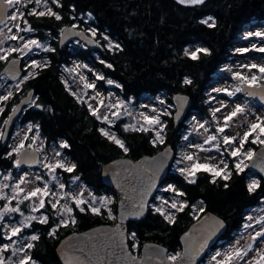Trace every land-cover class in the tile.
<instances>
[{
  "label": "trees",
  "instance_id": "trees-1",
  "mask_svg": "<svg viewBox=\"0 0 264 264\" xmlns=\"http://www.w3.org/2000/svg\"><path fill=\"white\" fill-rule=\"evenodd\" d=\"M60 2L62 7L53 5V10L62 16L60 21L26 15V19L35 29L33 35L44 43L49 42L55 51H41L38 54L47 61V67L35 69L38 75L21 84L20 92L4 102L5 109L0 123L2 125L13 105L27 92L35 90L38 98L35 104L41 107L33 104L23 114L21 122L38 125V130L45 139V147L51 151L58 150L53 148L54 145L62 149L60 144L66 141L69 147L62 150L71 157L77 168L73 173L63 171L65 179L79 176V180L92 187L97 196L114 194L102 180L103 167L110 161L123 157L139 160L143 156L154 155L168 145H172L176 151L189 126L183 121L172 134L176 112L173 107L174 95L183 94L192 100L189 114L195 112L208 116L210 86L216 82L221 68L235 60L237 55L243 57V54L235 51L238 41L248 30L264 29V0H204L203 4L197 5L180 4L177 0ZM31 6L32 4L28 5L26 9ZM209 16L215 20L214 27L200 23ZM74 24L90 35V29H96L94 38L101 46L95 50L88 49L80 42L61 46V30ZM104 36L109 39L105 40ZM110 41L113 44L118 43L123 50H110ZM197 47L208 48L211 55L200 54V59L196 61L184 55L185 49L194 51ZM74 58L84 63H94L105 77L101 81L111 79L121 85L116 88L121 96L136 102L135 104L146 97L162 98L165 103H169L171 113L163 116L166 123L165 141L153 145L151 141L155 137L154 131H125L124 119L115 125H109L92 116L88 110L89 103H84L85 100L82 99L78 102L77 96L72 95L73 92L62 77L64 69ZM101 60L105 63H101ZM107 64L112 67L108 68ZM185 78L192 80V84H184ZM212 122L214 120H211V124ZM102 127L114 131L125 141L129 151L124 153L102 136L99 132ZM7 150L8 147H3L0 140V156L3 157ZM15 157L13 154L0 159V176L9 172L7 170H16ZM233 165L234 160L231 159L229 167L232 168ZM250 176V171L246 169L240 174L233 172L228 181L217 178V182L213 184L210 182L211 174L200 171L197 173L196 183L191 184L180 172L171 169L163 187L175 185L178 191L186 193L182 198L189 205H202L205 211L198 213L199 217L208 211L220 216L228 225L226 234L220 240L225 244L226 241H234L238 232L244 228L247 222L246 213L264 203V177L258 178L260 187L249 192ZM225 183L229 185L227 188L224 187ZM169 193L172 192H168L171 195ZM155 201L150 205L144 220L129 223L130 233L136 234L135 240L130 239L131 248L136 250V247H132L136 241L139 253L142 245L149 241L167 247L170 255L181 253L180 237L197 219L193 218L189 208L175 213L176 222L169 223L153 210ZM70 207L74 209L72 215L76 218V224L63 228V232L57 237H41L31 253L32 258L43 264H62L57 254V246L64 237L116 222V219L108 218L104 209L101 210L102 214L96 215L90 211L81 213L75 205ZM46 208L49 209L47 213L54 218L59 217L49 204ZM113 208L117 210V202L113 204Z\"/></svg>",
  "mask_w": 264,
  "mask_h": 264
},
{
  "label": "snow or ice",
  "instance_id": "snow-or-ice-1",
  "mask_svg": "<svg viewBox=\"0 0 264 264\" xmlns=\"http://www.w3.org/2000/svg\"><path fill=\"white\" fill-rule=\"evenodd\" d=\"M177 2L180 4L197 5L203 4L204 0H177ZM30 3H34L35 7L28 10L27 13L21 10L22 8H26L27 5ZM51 4L55 5L57 8L62 7L60 0H51ZM74 10L75 9L73 8V11ZM26 15L35 16L37 18L49 17L54 18L57 21H60L62 19L61 14L57 11H54L53 8L49 5V0H0V61L8 60L9 56H11L13 53L26 55L27 53L32 51L33 47L43 48L44 51H55L54 48L45 47L43 44H41L38 39H26L25 36L20 35V33L22 32L32 33L35 31V29L29 23L28 19H26ZM88 15L91 16L90 13ZM73 19H75V17H73ZM209 21H211V23H209ZM200 23L206 24L208 27L215 26V20L211 16H209L207 19L201 20ZM21 24H23L24 27H21ZM72 27L75 28L77 27V25L74 24ZM13 29H15V33L13 32ZM90 31L92 33V36L94 37L96 35V29L93 28L90 29ZM61 33L64 34L63 29L61 30ZM76 34L78 35L79 33ZM253 36L264 40V31L248 32L244 39H249ZM104 39L108 40L109 38L107 36H104ZM6 41H22L23 43L22 46H12L5 48L3 47V45ZM108 47L110 50L113 48L119 49L121 51L123 50L118 43L113 44L111 41L109 42ZM235 51L241 54L250 51L264 53V45L257 46V44L254 43L251 45V48H237L235 49ZM200 54L211 55V52L208 48L204 47H197L194 51H189L188 49H185L184 51V55L189 57L193 61L199 60ZM100 62L105 63L103 60H101ZM12 65L13 68H15L16 60H12ZM106 66L108 68L112 67L111 64H107ZM43 67H47V61L41 64L37 60H32L31 63L28 65V68L32 71H29L28 74L20 80V82L16 85V89H19L20 84H23L28 79L35 78V76L38 75V72H36L35 69ZM241 67L246 68L252 74L249 76L242 74V72L240 71L233 72L232 79L238 82L233 89L229 90V88H214L212 89V91L216 93H224L228 97H235L237 93H244L247 97H258L261 102H264V63L245 64L241 65ZM253 69H255L256 72L253 73ZM227 70L231 71V68H228ZM13 78H15V76H13ZM80 79L82 81H85L86 78L81 76ZM96 80H105V77L103 75H97ZM183 82L186 85L192 84V80L188 78H185ZM107 83L111 85L115 82L111 79H108ZM95 87V83H84L85 89ZM116 87H121V85L116 84ZM29 95L31 96V93H29ZM72 95L76 96V93L73 92ZM96 95L99 96L100 93L97 92ZM12 96L13 92L8 91L6 95H0V102L8 101ZM81 99V97H77L78 102L81 101ZM92 99H95V97H92ZM211 99H215V97H212ZM83 102L87 103V101ZM31 103L35 104V100H33ZM98 103L100 105H103V100L99 101ZM159 103L163 105L165 104V101L159 100ZM35 106L41 107V105L39 104H35ZM106 107L109 109L116 110L111 113L114 120H119L121 118V109H123L124 114L131 115V113H129L127 110L126 102L123 100H117L116 103H110ZM225 107H227V104L221 101L220 107L212 110L213 120H217L216 113L220 112L221 109ZM17 110V108L12 109L13 112H16ZM88 110L92 116L96 117L97 120L106 122L109 125H112L114 123V120H110L108 115L101 116L99 114L98 107H93V105L89 104ZM3 111V107H0V113H2ZM150 111L153 113L152 115L140 113L139 115L142 118V122H138V124H126L124 125V130L141 132L155 131V137L154 139H152L151 143L153 145H156L157 143H163V132L165 124L161 121L160 117L162 115H170V113L164 110H158L155 107L151 108ZM248 111L249 106L247 103H236L232 111L228 112L223 117L222 126L217 123L215 132L207 135L204 139L203 144L197 143L188 145V147L197 149L198 152H211L213 149H215V151L221 157H223L225 153H227L228 156L235 159L234 165L232 166V168H230L227 160L223 158H221L217 164H211L209 162L201 163L198 154L183 153L181 159L176 161L177 165L185 162H190V164L185 167H178L176 170L180 172L182 176H184L188 183L195 184L197 173L200 171L210 173L212 177L210 182L213 184L217 182V178L222 179L224 181H228L231 179L233 172H235L236 174H240L243 173L245 169L249 167V163H246V161L252 162L255 160L257 156L256 151L252 147H246V145L251 144L264 146V116L256 115L253 113L254 120L251 122L245 121L247 130L244 131L242 135H240L239 133L235 135H228L226 133V130L231 126V123L233 122L234 118L240 115H246ZM179 115L180 114L178 112L177 117H179ZM11 119L12 117L9 116L8 120H5L4 123L7 124ZM193 119H195V117H193ZM197 123V131H199V129H203L204 132L209 131V129L205 127V125L209 123L207 120H205L204 123ZM36 127L38 129V125ZM32 129L33 125L29 124L28 131L31 132ZM99 132L109 142L120 148L124 153H127L129 151V148L126 146L125 141L120 139L114 131L102 127L99 129ZM4 136L5 134L3 132H0V140H3ZM28 139V135L25 134L20 143L17 144L12 149V151L8 153V156H12L14 153L17 157L23 158L16 159L15 165L17 168H19L22 163H27L29 162V160H35V157L31 153H29L28 149H31L32 153L41 151L40 147H33V145L36 143V140L38 139V133L37 135L31 137L32 143L28 144L26 147L24 141H27ZM183 139L188 140V136L185 135ZM204 145H211V147L205 148ZM222 146L223 151L221 150ZM60 147L62 149H66L69 147V144L64 141L61 142ZM167 155L168 153L165 152L160 161L154 162V170H145L146 172H150V175L147 176L146 181H144L142 178L143 189L140 192V200L138 204L135 205L137 211L126 213L122 212L121 224L117 225V229H122V222L129 215L135 217L143 215L147 203L146 197L151 193L152 189L155 187L156 180L159 177V173L162 172L164 169V162L167 158ZM55 156L60 157L61 153L56 152ZM214 158L215 157H212V159ZM251 166H259L262 170H264V153L261 154V160L259 165L252 163ZM43 167L48 170V175L51 177V180H45L44 176L39 174L34 177V181L43 182V187L36 186L29 191H25V188L22 186L34 182L28 179L29 173H24L20 175L16 183L11 185V196H8L4 193V189L8 188L9 185L0 184V200L7 201V203L0 207V233H3V230H7L6 233H3V238L11 242L0 244V264H36L32 256L26 254V250L30 251L35 247L34 243H22L21 246L17 248L14 247L17 241L13 240V237H19L25 228L30 227V221L38 220V222L41 224H48L49 216H25L24 220L19 221L18 223L13 225L3 223V221L5 220V216L11 213H19L21 216H24V213L21 211L20 205L23 204L25 201L32 202L34 199L38 200V203H29L28 205V207L31 208L32 212H37L40 209H44L46 207V197L52 196L56 198L55 202H53L51 199L47 201V204L51 206V209L57 214V216L60 217L59 222L55 226L51 227V230L48 233L49 236L53 237L56 235L60 227L74 226L77 222L75 217L72 215L74 211L73 207H70L67 203L60 204L61 200L71 199L75 207L79 209L81 213L90 211L93 214L100 215L102 214L101 210L104 209L106 210L109 219H116V217L113 215L112 208L109 207V205L114 203V201L110 200L109 198H97L92 193H89L91 199L86 200L84 199L83 191L76 195H71L70 193L63 191L65 189V184L59 182V179L55 174L56 170L62 169L64 172L73 173L77 168V165L75 163L68 164L65 163L62 159H57L54 163L44 164ZM4 179H12L11 174L5 176ZM77 180H79V176L73 177V183ZM52 181H56V187L58 189L57 191H52V188L50 187ZM228 186L229 185L227 183L224 184L225 188H227ZM259 187L260 182L258 180H253L251 183L248 184V191L254 192ZM163 191H170L174 193V197L171 199V201L163 200L161 198L162 205L154 206L153 210L162 215L164 219L167 220L169 223H175V213L184 212L185 209L190 208L191 214H193V218L197 220H199V216L197 215V213H203L205 211L204 207L197 208L195 205H189L187 200H177L175 197H184L186 196V193L183 191H178L176 187L172 184L167 185V187H165ZM22 194L23 198L21 199L20 197ZM13 200H16V205L10 206ZM83 205H86V207H84ZM164 205H167L169 209L175 211L166 212ZM121 207H123V203L121 204ZM65 214H67V218H64ZM207 219L208 218H206V220ZM247 219L251 221L253 217L249 216L247 217ZM213 223L215 226L211 229L204 230V234L202 235L200 242L195 245L191 253L186 250L184 253L177 252L175 254L168 255L166 259L170 262V264H193L195 255L202 252L208 246V242L211 237L215 234V232L220 227H223L222 221L217 220ZM256 223L264 225V217H261L260 219L256 220ZM252 226L253 225L251 223H248L244 225V228L248 229ZM195 227L196 226H194V228ZM185 235L189 236L190 233H186ZM120 236L121 238L118 241L112 239L110 247L120 248L121 251H124L125 245L122 232L120 233ZM130 236L132 240H135V232L130 233ZM261 238H264V227H261L260 230L256 231L255 234L250 237V242L247 243L245 247H240L239 240H237L230 250L226 252L217 251L214 255L211 256L210 264H241V262H244V264H264V239ZM23 239L27 241H38L40 239V236L34 234L31 236H25ZM257 240H260L259 247L255 246V242ZM132 247L135 248L136 244L133 243ZM9 250H11V256L5 257L3 253ZM79 251L81 253H84L85 250L81 248L79 249ZM253 251L254 255L252 256V258L245 260V258L248 257L249 253ZM17 254L22 255H20L18 261L14 262L12 260V257L17 256ZM125 255L129 260L137 259L136 257L131 256L127 252L125 253ZM67 264H91V261L90 259H82L80 256H75L73 258H69Z\"/></svg>",
  "mask_w": 264,
  "mask_h": 264
},
{
  "label": "rangeland",
  "instance_id": "rangeland-1",
  "mask_svg": "<svg viewBox=\"0 0 264 264\" xmlns=\"http://www.w3.org/2000/svg\"><path fill=\"white\" fill-rule=\"evenodd\" d=\"M30 4H32L30 9L35 7L34 3H30ZM30 4H28V5H30ZM49 5L53 8V5L51 4V0H49ZM26 8H22L21 10L24 11L25 13H27V11L30 9L27 10ZM21 27H24V25L21 24ZM256 31H264V29L248 30L247 32H245L243 34V36L241 37V39L238 41L237 48H243V47L251 48V45L254 43L257 44V46L264 45V40H261L258 37L253 36V37H250L249 39H244V37L246 36V34L248 32H256ZM13 32L15 33V29H13ZM20 35L25 36L26 39H38L35 35H33V32L32 33H23L22 32V33H20ZM38 40L45 47H51L49 42L44 43L42 40H40V39H38ZM76 42L77 41H73L72 43L77 44ZM22 43H23L22 41H6L3 45V47L6 48V47H12V46H22ZM192 50H194V49H192ZM41 51H44L43 48L33 47L32 51L27 53L26 55H21L19 53H13L11 55V56H19L22 58H26L25 62H22L23 76L27 75L29 71H32L31 69L28 68V65L31 63L32 60H37L40 63L42 62L40 57H39ZM15 54H17V55H15ZM238 54H241V53H238ZM11 56H9V58ZM9 58H8V60H9ZM8 60L0 61V65L3 64L2 68L5 67ZM251 63H256V64L264 63V53H260V52H256V51H250L247 53H243V57H242V55H237L235 60H233L228 65H225L223 68H221L220 72L216 76V82L214 83L213 86L212 85L210 86L209 91H208V94H210L208 96V98L210 100V106L208 107V112L211 111V113H212L213 109L220 107L221 101L225 102L227 104V107L222 108L220 112L216 113L217 120H214L215 122L214 123L212 122L213 124L208 123L207 125H205V127H207L209 129L208 132H204L203 129H199V131H197V128H198L197 122L204 123L205 120H207L208 122H211V120H212L211 117H209L210 120H208V118L205 117L204 115H202L201 113H193L191 115L192 116L191 120L188 123L189 127L187 128V130L185 131V134H184V136L185 135L188 136V140L183 139L184 141L179 143V150L181 151V156L183 153H192V154H198L199 155L201 163L209 162L211 164H217L221 158L227 160V162L229 164L231 163V159H233L234 163H235L234 158L230 157V159H228L227 153H225V155L223 157H221L215 151V149H213L211 152H198L197 149L192 148V147H188V145L189 144H197V143L203 144L206 136L215 132V128L217 127V123H219L222 126L223 117L228 112L232 111V109L234 108L236 103H247L249 106V111L246 115H240V116L234 118L233 122L231 123V126L226 130V133L228 135H235L237 133L242 135L243 132L247 130L245 121L251 122L254 120L253 113L256 115L264 116V104L260 103L258 100L254 99V98L247 97L243 93H237V95L235 97H228L224 93H216V92L212 91V89H214V88H229V90L233 89L236 86V84L238 83L237 81L232 79L233 72L240 71V72H242V74L250 76L252 73H250L246 68H242L241 65L251 64ZM85 66H87V67H85ZM228 68H231V71H228L227 70ZM252 72L254 73V72H256V70L253 69ZM97 75H102V74L100 73V71L98 70L96 65H94V63H90V64L87 62L84 63L82 61H79L77 58H74L72 60V64L69 65L68 68L64 69L62 77H63V79H65L70 90L72 92L76 93L77 97H81L82 100L87 101V103L93 105V107H98L99 108V114L101 116L108 115L110 120H114L111 113L113 111H116V110L115 109H109L106 106L110 103H113V104L116 103L117 100L125 101L127 110L129 113H131V115H127V114H124L123 109L120 110L121 111V118L119 120L124 119L125 125L126 124H138V122H142V118L140 117L139 114L145 113L148 115H152L153 113L150 111V109L153 107L157 108L158 110H164V111L171 113V105L169 103H165L163 105H161L159 103V100H163L162 98L159 99V98H149V97L147 98L146 97L144 100H141L140 102L135 104L136 102H134L132 100L125 99L121 96L120 92L116 89L117 83L115 81H114L115 82L114 84L110 85L107 83L108 79L105 82H102L101 80H96ZM81 76L86 78L85 81H82L80 79ZM85 82L95 83L96 87L90 88V89H85L84 88ZM104 86H107V88ZM0 88L2 89V92L0 95H6L8 91H12L13 96L16 95L17 93H19L20 89H21V87H19L18 90L17 89L13 90L14 85L7 83V79L5 77H1ZM97 92L100 93L99 96L96 95ZM92 97H95V99H92ZM212 97H215V99H211ZM101 100H103V105H100L98 103ZM0 107H3V109H5V105L3 102H0ZM173 107H174V104H173ZM1 114L2 113H0V118H1ZM163 116L164 115H162L160 117V119L162 122H164L165 128H166V123H165ZM174 116H175V114H174ZM193 117H195V119H193ZM5 120H6V118H5ZM119 120H114V123L112 125L117 124ZM4 121H2V129H1V123H0V132H4V126H5ZM29 124L33 125L32 123L23 124L21 122V120L18 121V124L16 125V128L14 129V131L12 133V139L8 144L9 151L11 152L12 149L17 144L20 143V141L23 139L25 134H27L29 137V139L27 141H24L25 145L27 146L28 144L32 143L31 137L37 135V133H38V139L36 140V143L33 145V147H40V149H42L44 151V153H45V164L46 163H54L55 160H57V159H62L65 162L66 157H64V156L56 157L55 154L48 151V148H46L43 145L44 138L40 135L37 127H35L33 125L32 131L31 132L28 131V125ZM165 128H164V132H163L164 141H165V137H166ZM106 129H110V128L106 127ZM259 146H261V145H259ZM204 147L208 148V147H211V145H204ZM246 147H252L255 151L258 149L257 147H255V145H251V144L246 145ZM53 148L54 149H60L56 145H54ZM221 150L223 151V146H222ZM212 157H215V158L212 159ZM71 162H72V160H71ZM246 163H249V162L246 161ZM189 164H190V162H185V163L179 164V166L185 167V166H188ZM24 173H29L28 179L30 181H34V177L38 174L43 175L45 180H49V181L51 180V177L49 175H48L49 176V178H48V177H46V174H44L42 172H39L36 170H24V171H20L18 173V175L15 177V181H17L18 177ZM9 174H11V176L13 175L10 172H4L0 176V184H8L9 183V180L4 179V177L9 175ZM250 174H251L250 183L253 180H258V176H256L255 174H253L251 172H250ZM58 179H59V182L64 183V181L61 178H58ZM53 182H55V183H53ZM36 186L43 187V182L34 181V182L28 183L26 185H23L22 187L25 188V191H29L33 187H36ZM50 187L52 188V191L58 190L56 187V181H52L50 184ZM165 187H167V186H165ZM165 187H163V189ZM68 188L66 187V184H65V189L63 191L68 192V193H72V194L74 192V195L83 191L84 199H86V200L91 199V197L89 196V193H91L92 190L82 182H77L75 184V188L73 187V189L70 188L68 190ZM163 189H162L159 197L157 198V200L154 202V206H161L162 205V199L171 201V199L174 197V193H169L171 195H168V192L163 191ZM176 189H177V187H176ZM4 193L8 196L12 195V193H9V191L6 190V188L4 189ZM95 196L97 198L107 197L110 200L114 201V203L117 202L116 196L114 194H103V195H98V196L95 195ZM52 198H53V200L56 199L55 197H52ZM175 198L177 200H184L182 197H175ZM66 203L69 205L70 201H66ZM114 203L110 204L109 207L112 208L113 215L116 217L117 210L115 208H113ZM199 207H202V205L197 206V208H199ZM164 208L166 211L174 212V210L169 209L167 207V205H164ZM255 210L257 213L251 212L250 214H248L249 216L253 217V219L251 221L248 220L247 222H245V224L251 223L253 226L251 228H248V229H245V228L243 229L242 232H244V233H242L241 234L242 237H240V239H238L240 247H245L247 245V243H249L248 237H251L252 235L255 234L256 231L260 230L261 227H264V225L260 226V224L256 223V220L260 219L261 217H264V206H257V207H255ZM64 218H67V215H65ZM261 239H264V238H261ZM235 242H236V240L228 241V242L226 241L225 246H223L221 248L219 246V247L211 250L210 251L211 253L209 254L208 258L205 260V262H203V264H210V260H211L212 255H214L217 251L226 252V251L230 250L232 248V246L235 244ZM135 243H136V241H135ZM255 246L256 247L260 246V240H257L255 242ZM137 250H138V245H136V251ZM26 254L30 255V251L26 250ZM20 255H22V254H17L16 257L20 258ZM253 255H254V251L250 252L248 257L245 258V260L251 259ZM241 264H244V262H241Z\"/></svg>",
  "mask_w": 264,
  "mask_h": 264
},
{
  "label": "water",
  "instance_id": "water-1",
  "mask_svg": "<svg viewBox=\"0 0 264 264\" xmlns=\"http://www.w3.org/2000/svg\"><path fill=\"white\" fill-rule=\"evenodd\" d=\"M63 30L64 34L60 33L59 39L61 46H65L72 41H78L91 50H95L97 47L101 46V44L85 30L78 29L77 27L73 28L70 25L64 27ZM76 33L79 34L77 35ZM12 60H16L15 68H13ZM2 75L6 76L12 83L19 81L23 77L22 59L18 57L11 58L5 65ZM13 76H15V78H13ZM29 93H31V96ZM35 95V90H31L18 104L13 107L18 110L16 112L11 110L9 116H11L12 119L4 126L5 136L2 140V145L4 147L7 146L11 134L24 111L32 105L31 102L35 99ZM254 99L264 104V102H261L258 97H255ZM173 104L176 113L174 116L175 127L172 134H174L186 118L188 112L190 111L192 100L186 95L177 93L174 95ZM178 112L180 114L179 117H177ZM28 151L35 157V160H29L27 163H22L19 168H36L39 165L40 153H32L31 149H28ZM165 152H167L168 155L164 162V169L159 173L155 187L146 197L147 203L143 215H140L139 217L129 215L123 220L122 229H117V225L121 224L122 212L126 213L137 211L135 205L138 204L140 200V192L143 189L142 178L146 181L147 176L150 175V172H146L145 170H154V162L160 161ZM256 153L257 156L255 160L249 162L248 170L259 177H264V170H262L261 167L251 166L252 163L259 165L261 154L264 153V146H260L256 150ZM18 159L23 158L18 157ZM174 159L175 150L172 145H168L154 155H146L141 157L139 160L123 157L114 159L104 165L102 170L103 183L113 191L117 200L116 222L114 224L98 225L81 232L71 233L64 237L59 242L57 247V254L61 263L67 264L69 258L80 256L82 259H90L91 264H170V262L166 259V257L170 255V250L159 243L148 241L142 245L139 254L133 251L130 245L131 238L129 223L142 221L147 217L150 205L155 199L160 187L170 174V169ZM122 203L123 207H121ZM206 218L208 219L206 220ZM217 220L223 222V227H220L211 237L208 242V246L202 252L195 255L193 264H200L205 259L206 255L226 234L228 225L220 216L208 211L200 216L199 220H195L181 235V253H184L186 250L191 253L195 245L200 242L201 237L204 234V230L213 228L215 226L213 222ZM194 226L196 227L194 228ZM121 232L123 233L125 245L124 251H121L120 248L110 247L112 239L118 241L121 238ZM186 233H190V235L186 236ZM81 248L85 250L84 253L79 251ZM126 252L137 259L129 260L125 255Z\"/></svg>",
  "mask_w": 264,
  "mask_h": 264
},
{
  "label": "flooded vegetation",
  "instance_id": "flooded-vegetation-1",
  "mask_svg": "<svg viewBox=\"0 0 264 264\" xmlns=\"http://www.w3.org/2000/svg\"><path fill=\"white\" fill-rule=\"evenodd\" d=\"M194 113H195V112H194ZM192 114H193V113H190V114L188 113V116L184 119V123H188V122L191 120V117H192L191 115H192ZM177 130H178V129H177ZM3 147H4V146H3ZM9 152H10V151L7 150V152L4 154L3 157L0 156V159H1V158L3 159V158H5V157H6V158L11 157V156H8V153H9ZM56 152H60V153H61V156L66 157V163H68V164H71V163H72L71 160H70L71 157H69L66 153H64L62 149H58V150H56ZM56 152H53V151H52L53 154H55ZM12 156H13V155H12ZM180 158H181V151L179 150V148H177V149H176V158H175L174 163L172 164V169H174L175 171H177L176 169H177L178 167H180V166L177 165V163H176V161L179 160ZM40 159H41V161H42V164H41L38 168H36V171H39V172L45 173V174L47 175V177L49 178V176H48V170H46V168L43 167V165H44V164H43V161L45 160V156H44V155H41ZM14 163H15V159H14ZM14 166L16 167L15 164H14ZM7 171H9L10 173H12V174H13V175H12L13 177H16V176L18 175V173H19L20 171H24V169H20V168H17V167H16V170H7ZM177 172H178V171H177ZM55 174H56V175L59 174L58 178H61V179L64 181V183L66 184V187H67V188L69 187L68 190H69L70 188L73 189V187L75 188V184H76L77 182H80V180H77V181H75V182L73 183V177H71V179H69V180H66L65 177H64V175H63V170H62V169H57ZM14 183H16L15 180H9V183H8L9 187L6 188V190L11 191V185L14 184ZM53 183H55V182H53ZM87 186H88V185H87ZM89 187H90V186H89ZM161 188H163V187H162V186L160 187V189H159V191H158V193H157V195H156V197H155L154 200H157V198L159 197V195H160V193H161V191H162ZM11 192H12V191H11ZM70 194H71V195H74V192H73V194H72V193H70ZM93 195H96V194H95V191H94ZM20 198H21V199L23 198V194L21 195ZM45 199H46V205H47V201H48L49 199H51L53 202H55V200H53V198H52L51 196L46 197ZM66 201H70V204H69V205L74 206V204H73V202L71 201V199H68V200H61L60 203H61V204H64V203H66ZM5 203H7V201H5V200H0V207H2ZM29 203H38V201L35 200V199H34L32 202L25 201L23 204L20 205L21 211L24 213V216H21L19 213H11V214L5 216V220L3 221V223H5V224H9V225H13V224L18 223L19 221L24 220V217H25V216H37V217H40L41 215H48V216H49V223H48V224H41V223L38 222V220H36V221H30V222H29L30 225H31L30 227L25 228L19 237H13V240L17 241V243L14 245V247H17V248L20 247L22 243H23V244H26V243H28V242L34 243V245H35V247H36L37 244L40 242V239H39L38 241H27V240H24L23 238H24L25 236H31V235H34V234L39 235L40 238L43 237L44 235L49 236L48 233H49V231L51 230V227L55 226V225L59 222V219H60V217H58V218L56 219V218H54L52 215H50L49 213H47V210H49V209L46 208V207H45L44 209H40V210L37 211V212H32V211H31V208L28 207ZM15 205H16V200H13V201L11 202V205H10V206H15ZM65 215H67V214H65ZM75 219H76V218H75ZM260 226H262V225L260 224ZM46 228H47V231H48V232L46 231ZM63 228H65V227H60V228L58 229V231H57V233H56V235H55L54 237H57L58 235H60V234L63 232V231H62ZM61 231H62V232H61ZM6 232H7V230H3V233H6ZM46 232H47V234H46ZM60 232H61V233H60ZM3 233H0V244L11 243V242L8 241L7 239H4V238H3ZM59 233H60V234H59ZM49 237H53V236H49ZM248 242H250V237H248ZM221 244H222V242L220 243V245H221ZM35 247H34V248H35ZM34 248L30 250V253H32V252L34 251ZM138 254H139V253H138ZM3 255H4L5 257L11 256V250H9V251H7V252H4ZM12 260L15 262V261H18L19 258H17L16 256H14V257H12ZM33 260L36 262V264H43V263H42L41 261H39L38 259L33 258Z\"/></svg>",
  "mask_w": 264,
  "mask_h": 264
},
{
  "label": "bare ground",
  "instance_id": "bare-ground-1",
  "mask_svg": "<svg viewBox=\"0 0 264 264\" xmlns=\"http://www.w3.org/2000/svg\"><path fill=\"white\" fill-rule=\"evenodd\" d=\"M16 127V126H15ZM11 138H12V136L10 137V140H11ZM8 144H9V142H8ZM8 144H7V146L6 147H8V151H9V146H8ZM14 154V153H13ZM17 157V156H16ZM16 157H15V159H16ZM41 165V163H39V165L36 167V168H38L39 166ZM36 168H24V170H36ZM12 177V179H10V180H15V177H13V176H11ZM164 184V183H163ZM163 184H162V186H163ZM9 191V190H8ZM9 193H12L11 191H9ZM58 247V246H57Z\"/></svg>",
  "mask_w": 264,
  "mask_h": 264
}]
</instances>
